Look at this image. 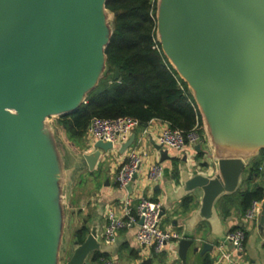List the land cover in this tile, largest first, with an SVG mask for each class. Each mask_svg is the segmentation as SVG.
Segmentation results:
<instances>
[{
  "label": "water",
  "instance_id": "obj_1",
  "mask_svg": "<svg viewBox=\"0 0 264 264\" xmlns=\"http://www.w3.org/2000/svg\"><path fill=\"white\" fill-rule=\"evenodd\" d=\"M108 1L0 0V264H62L65 188L75 168L63 182L50 119L76 112L107 71L114 33L107 12L117 15ZM157 35L192 91L209 147L225 154L213 158L212 174L189 167L183 177L188 191H205L209 211L264 150V0H158ZM155 144L162 161L171 158ZM112 148L99 140L83 154L91 171ZM138 178L139 172L130 193ZM258 222L264 230V198ZM103 244L111 245L92 226L65 264H91ZM197 244L181 239L180 257L186 260L192 246L198 252ZM211 249L206 243L202 252Z\"/></svg>",
  "mask_w": 264,
  "mask_h": 264
},
{
  "label": "crops",
  "instance_id": "obj_2",
  "mask_svg": "<svg viewBox=\"0 0 264 264\" xmlns=\"http://www.w3.org/2000/svg\"><path fill=\"white\" fill-rule=\"evenodd\" d=\"M164 125V120L156 119L148 126L149 132L147 134H144V128L141 127L133 132L137 136L131 147H138L145 155L135 189L137 190L146 182V173L151 165L162 162L165 169L163 179L158 184H147L145 193L150 198L162 202L164 208L162 226L177 230L183 235V238L197 239L199 251L195 252V246H192L188 251L186 260H183L178 253L179 243H174L164 252L155 253L137 242V225H132L121 229L116 241L111 245L103 244L105 251L99 253L108 255L117 264H232L222 259L223 250L232 251V246L226 241V237L229 231L236 227H242L246 230L247 238L244 249L236 253L235 261H243L246 264H264V230L259 227V222L246 221L241 202L243 199L238 196L234 201H226L225 205L223 204V200L226 198L253 189L257 184L262 183L264 187V173L257 176L249 170L250 164L258 156H255L247 164L241 175L239 186L233 191L222 193L212 208L206 211L204 207L205 191L202 188L188 191L183 182V177L187 178L185 174L189 167L191 171L198 169L200 172L212 174L214 170L213 160L217 159L218 154H225L218 149V152L211 150L206 135V141L201 144V151H198L197 145H189L182 152L168 150L171 158L162 161V151L157 149L155 144L157 142L154 138L160 133ZM83 144L84 153L95 150L91 148L88 136ZM128 150L125 153L115 152L114 159L109 157L108 162L101 161L94 171L90 170L83 157L84 167L82 168L88 169L91 174L94 173L95 177L92 180L89 179L87 183L82 177L79 182L75 183L74 189L77 188L75 192H78V196H76V200L73 198L72 202L71 208H73L74 216L68 218L66 227V229L72 227L74 230L69 243L65 238V230V249H63L64 252H61L62 264H65L74 252L76 230L84 224L88 228L98 225L100 240L104 243L103 235L108 223L107 210L114 208L118 213L123 212L126 196L130 192L120 189L117 174L122 161L127 157ZM206 161L209 162L210 166L205 165ZM82 170L79 168L78 172ZM206 243L212 245L213 249L202 252ZM221 245H224L223 250L220 249ZM90 263L100 264L94 258L91 259Z\"/></svg>",
  "mask_w": 264,
  "mask_h": 264
},
{
  "label": "trees",
  "instance_id": "obj_3",
  "mask_svg": "<svg viewBox=\"0 0 264 264\" xmlns=\"http://www.w3.org/2000/svg\"><path fill=\"white\" fill-rule=\"evenodd\" d=\"M107 7L117 13L114 33L106 49L107 71L88 94L87 102L76 112L60 117L59 123L68 138L76 146H84L94 117L131 116L139 120L141 128L152 119H162L186 132L197 124L203 125L192 91L170 63L158 39V0H109ZM117 69L120 77L116 79ZM263 163L264 150L252 161L249 170L261 176ZM237 196L243 199L245 213L253 200H263L264 187L257 184L226 198L223 204ZM88 232L84 224L75 231L76 240L82 242ZM101 257L108 255L98 252L94 259L100 262Z\"/></svg>",
  "mask_w": 264,
  "mask_h": 264
},
{
  "label": "built area",
  "instance_id": "obj_4",
  "mask_svg": "<svg viewBox=\"0 0 264 264\" xmlns=\"http://www.w3.org/2000/svg\"><path fill=\"white\" fill-rule=\"evenodd\" d=\"M155 120L152 119L144 127V134L149 132L148 126ZM139 126V120L131 116H120L117 118L94 117L87 129V136L90 140L91 148H94V144L97 141L102 140L104 142H111L113 145L112 150L117 153L120 146L130 138ZM154 139L164 149L182 152L189 145L195 146L206 141V133L204 126L200 124H197L193 129L186 132L165 121L162 130ZM144 156V153L138 147L132 146L129 148L127 157L122 161L117 174L120 189L128 190L127 186L133 180L135 173L139 172ZM261 170L264 172V163ZM164 171L162 162H156L151 165L146 173V182L138 188L139 190L137 189L138 191L134 189L133 193L127 194L123 212L118 213L114 208L107 210L108 223L103 235L105 243H114L120 230L132 225H137V242L142 247L151 249L155 253H162L170 245L177 244L183 239V235L177 230L162 226V212L164 210L162 202L150 198L145 193L147 184H158L163 179ZM138 181L139 178L137 183ZM262 201L258 199L253 200L251 206L245 212L246 221H259L262 214ZM141 219L144 220L143 223L140 222ZM246 238V230L242 227L229 231L226 241L232 246V251H224V245H221L220 249L223 250L222 259L232 264H246L243 261H235L236 253L244 249ZM100 264L117 263L112 258L101 257Z\"/></svg>",
  "mask_w": 264,
  "mask_h": 264
},
{
  "label": "rangeland",
  "instance_id": "obj_5",
  "mask_svg": "<svg viewBox=\"0 0 264 264\" xmlns=\"http://www.w3.org/2000/svg\"><path fill=\"white\" fill-rule=\"evenodd\" d=\"M106 22L110 24L112 27L114 26L113 13H111L110 11L107 12ZM105 74H106V71H104V73L102 74V78L104 77ZM59 119L60 117L51 118L50 123L53 129V136H54V140L56 144L55 147L59 154L60 162H62L60 163V166L62 170V181L63 182H65L67 178L66 171L68 169L75 168L74 175H73V182L71 183V185L67 187L64 186V188L66 187L65 193L67 194L65 198L67 209H66V218H65L66 226H65L64 231L66 230L65 238L67 242L69 243L72 238L74 229L72 227H68L66 229V227L68 225V221H67L68 218L74 216V213L72 212L73 208L71 207H72L73 198L76 200V196H78V192H75L77 188L74 189V186L76 185L75 183L79 182V180L82 177H84L85 183H87L89 179L92 180L95 177V174L94 173L91 174L89 173L88 169L82 168L84 167V162H83L84 160L83 154L85 150L84 146L78 147L68 138L65 130L62 129L59 123ZM109 157L114 159L115 152L113 150H111L108 154L105 155L104 162H108ZM79 168L81 170L82 169L84 170H82L81 172H78ZM67 189H68V192H67Z\"/></svg>",
  "mask_w": 264,
  "mask_h": 264
}]
</instances>
